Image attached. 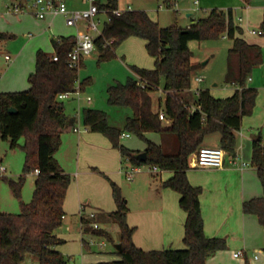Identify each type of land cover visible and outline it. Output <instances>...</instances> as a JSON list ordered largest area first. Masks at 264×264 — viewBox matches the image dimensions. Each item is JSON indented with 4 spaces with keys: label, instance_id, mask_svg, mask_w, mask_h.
<instances>
[{
    "label": "trees",
    "instance_id": "obj_1",
    "mask_svg": "<svg viewBox=\"0 0 264 264\" xmlns=\"http://www.w3.org/2000/svg\"><path fill=\"white\" fill-rule=\"evenodd\" d=\"M162 1L172 7L171 0ZM97 4L106 8L110 15L102 25V35L95 39L100 60L116 56V48L130 36L144 39L147 52L155 59L153 68L131 66L135 76L129 77L126 83L117 82L108 88L109 104L132 109L133 114L125 119L124 130L145 143L147 160L140 161L136 156L141 151L130 149L121 142L123 130L109 122L105 111L85 107L83 122L90 131L109 139L120 151L123 163L156 165L162 171H171L172 176L161 181V187L180 195L179 204L186 212V220L184 248L146 250L136 245L133 235L137 226L128 223L130 208L127 200L120 187L100 171L112 185L116 209L108 216L120 228L121 248L118 250L114 245L112 253L118 256L117 259L96 264H206L209 256L226 249L227 242L223 237L205 233L200 200L203 189L190 182L188 171L192 168V158L204 145L221 147L231 157L236 155L243 118L251 115L256 105L258 90L248 85L247 80L252 69L263 62L262 47L245 38L243 28L235 24L232 9L213 8L206 17L186 27H162L145 10L114 14L113 10L119 7L118 0H98ZM260 30L264 36V15ZM223 34L233 40L226 81L236 82L240 87L231 96L221 98L213 96L208 88L200 89L198 99L191 103L187 91L191 89L196 65L192 63L188 43ZM5 37L6 34L0 32V40ZM104 39L114 41L104 46ZM52 43L53 53L37 50L35 70L28 77V89L0 93V148L1 141L8 140L10 149L22 147L26 153L24 174L18 180H8L12 192L20 197L25 175L38 171L33 198L28 203H21L22 211L13 214L0 209V264H68V258L57 248L65 240L56 231L66 215L64 204L72 176L65 172L55 152L61 145L63 132L74 119L67 114L60 95L75 92L78 83L80 89H84L90 79L79 82V69L69 65L75 36L53 38ZM55 55L57 60H54ZM160 86L164 100L160 99L159 107L154 108L152 93ZM12 107L16 113L10 112ZM160 111L168 124L160 119ZM153 133L175 135L178 153H167L162 143L149 137ZM22 137L25 142L20 145ZM176 143L174 140V147ZM252 165L257 170L263 193L244 200L243 211L255 217L264 232V144L260 133L252 140ZM89 218L81 217L82 235L111 240L109 232L94 228ZM83 241L87 245L85 239Z\"/></svg>",
    "mask_w": 264,
    "mask_h": 264
},
{
    "label": "rangeland",
    "instance_id": "obj_2",
    "mask_svg": "<svg viewBox=\"0 0 264 264\" xmlns=\"http://www.w3.org/2000/svg\"><path fill=\"white\" fill-rule=\"evenodd\" d=\"M100 1L106 2V0ZM171 2L173 6L168 7L162 0H118V6L126 8L130 5L132 10H145L162 27L172 25L185 27L199 18L206 17L213 8L232 9L235 24L243 28L245 38L260 44L263 50V62L252 69L247 84L258 89L264 85V36L248 33L250 29H260L264 15V0H248L247 2L245 0H199L198 5L194 4L193 0H171ZM31 3V0H0V31L7 34L6 38L0 40V93L28 89L30 87L28 75L35 70L36 51L43 49L53 53L54 47L51 42L53 37L76 36L78 33L77 26H68L63 16L54 18L52 25H48L47 22L52 18L50 15L46 20H38L35 10L29 7ZM67 3L79 8L87 4L86 0H67ZM160 5L163 7L160 8ZM15 6L24 10L14 12L13 7ZM188 13H192V16H187ZM240 18L243 20L241 21ZM83 25L84 23L80 24L81 28ZM70 27L74 30L73 34L67 32ZM232 44L233 40L227 34L218 38L189 41L192 63L196 65L191 81L193 90V95L189 99L191 103L198 99L197 91L200 89L208 88L217 97H227L240 87L236 82L226 81L229 50ZM6 53L15 57L14 61H7ZM20 53L21 57H19ZM133 65L145 68H153L155 65V59L149 55L145 42L140 37L130 36L125 39L116 48V56L107 60H100L99 52L95 49L92 53L83 56L78 73L79 82L87 78L90 81L84 89L80 90V96L72 94L63 99L66 112L76 116L75 125L84 131L82 135L90 132L96 136L91 142L80 145L79 133L66 130L62 134L61 145L55 152L56 158L66 172L73 176L64 205L67 212L66 217L62 226L57 230V235L65 240V243L58 247L68 258V264H90L118 258L112 252L114 245L120 241V228L108 216V213L112 211L111 208L113 211L116 209L110 180L120 187L132 214L137 219L145 220L144 211L153 213L155 185L167 173V171L152 172V165L141 164L142 171L134 174L133 181L128 180L126 172L130 171L134 165L122 164L120 152L111 146L109 139L99 132L90 131L83 122V108L92 107L105 111L109 122L126 133L124 122L128 116L133 114V111L128 106L109 104L108 88L117 82L126 83L129 77L135 76L131 68ZM197 77L202 80L198 81ZM152 96L154 108H158L159 100H164L162 86L153 92ZM88 97L92 99L90 103L87 101ZM165 121L167 120L164 119ZM245 132L240 129L239 141H241V134ZM174 136L154 133L149 135L153 140H160L169 154L178 153V139ZM174 140L177 142L175 147ZM24 142L25 137H22L19 143L23 145ZM121 142L129 148H136L142 144L133 134L130 137L121 138ZM0 150L1 166L6 168L0 175V209L4 212L18 214L22 211L21 203H28L33 198L37 175L35 172L25 175L21 195L17 197L12 192L8 180H18L24 174L26 153L22 147L10 149L8 140L1 141ZM241 161L245 162L243 159ZM191 174L195 175L196 181H202L205 169H193ZM199 186L203 189L202 185ZM98 208L107 212L99 211ZM92 209L96 212L95 218H89ZM81 215L88 217L92 222H97L100 228L107 230L111 240L90 234L82 235ZM83 239L87 245L84 244ZM103 241L105 245L101 247ZM146 245L149 248L145 249L153 248V242H148ZM249 255L250 263L264 264V248L257 249ZM241 260L244 261L243 258Z\"/></svg>",
    "mask_w": 264,
    "mask_h": 264
},
{
    "label": "crops",
    "instance_id": "obj_3",
    "mask_svg": "<svg viewBox=\"0 0 264 264\" xmlns=\"http://www.w3.org/2000/svg\"><path fill=\"white\" fill-rule=\"evenodd\" d=\"M86 5L87 4H84L81 8L86 7ZM69 6L72 9L79 8L74 4H70ZM149 16L151 17L150 14ZM187 16H192V13H188ZM51 17V20L47 21L48 25H52L54 18L57 16ZM151 18L158 22L153 17ZM37 19L40 21L46 20L39 18ZM83 26L82 28L81 26H78L77 30L79 31L85 29V24ZM67 32L68 34H73L74 30L72 27H70L68 28ZM29 36H32V34H29ZM64 36L66 35H59L58 37L53 38ZM144 42L146 47V41L144 40ZM7 55L10 56V59L6 58ZM19 57H21V53L19 54ZM5 58L9 62L14 61L15 59V57L11 56L9 53L5 54ZM257 90L258 96L253 113L243 118L241 129L245 130L247 134L245 132V134H241L240 136L241 141H239V146L236 150V154L239 156L237 163H233L232 157L229 155H226L224 165L221 168L195 167L194 157L191 160L192 168L188 171L190 182L196 186H203L200 200L205 222V233L208 236L223 237L227 242L226 249L217 251L215 254L209 256L206 260V264H252L250 263L251 257L249 254L254 253L257 249L261 250L264 248L263 227L255 217L247 215L243 211L244 200L260 196L263 193L257 170L252 165V140L258 133L262 135L264 144V85L259 87V89L257 88ZM187 92L189 93L187 94L189 100L193 95V90L190 89ZM210 92L213 96H215L211 90ZM91 101L88 102L90 103ZM68 115L70 118L74 119V123L66 128L65 131H74L77 118L75 115ZM168 123V121H165V124ZM76 127L80 129L79 132H76L79 133L78 140L80 145L82 143L91 142L96 138L95 134L90 132L82 135L84 131H82L79 126ZM256 131H258V133ZM153 141L156 143H161V141L158 139H154ZM140 142L142 144H139V147L130 149L144 151L146 145L144 142ZM121 157L122 155L120 153V162L122 164H127L128 162L123 163V157ZM242 159L245 160L246 163H249V165L242 168V162H244L241 161ZM193 169H205V176L202 181H196L195 175L191 174ZM160 172L163 171L161 170ZM70 175L72 176V174ZM171 176L172 172L167 171L159 183H156L153 190V213L151 211H144L143 214L146 218L145 220L137 219V217L134 216L131 211H129L127 217L128 223L132 226H137V230L133 235V240L136 245L144 249L149 248L146 245L148 242H153L152 249H176L185 247L183 236L185 233L184 223L186 220V212L180 207V195L172 189L161 187V181H164ZM133 180L134 176L131 181ZM98 209L99 211L107 212L101 208ZM111 210L113 211V208H111ZM82 216L83 215L80 216V219ZM57 248L59 249V247ZM240 250L244 252V256L235 257V252ZM242 258L244 261L241 260ZM255 258H257V256H255Z\"/></svg>",
    "mask_w": 264,
    "mask_h": 264
},
{
    "label": "built area",
    "instance_id": "obj_4",
    "mask_svg": "<svg viewBox=\"0 0 264 264\" xmlns=\"http://www.w3.org/2000/svg\"><path fill=\"white\" fill-rule=\"evenodd\" d=\"M98 0H86L87 6L84 8H70L67 0H31V5L29 6L31 9L35 10V15L39 19H46L47 16H63L65 18L66 24L68 26H80L81 23L85 24V29L79 30L76 37V43L73 50L69 53V65L73 68L80 69L81 60L84 55H88L92 53L96 49L95 39L98 36L102 35L101 26L110 19L109 11L106 8H100L97 4ZM194 4L198 5L199 0H193ZM173 6V5H172ZM163 6L160 5V8ZM11 9V8H10ZM14 12L23 11V8L13 7ZM131 6L129 5L126 8H117L113 10V13L116 15H121L126 11H131ZM104 16V17H102ZM242 21L243 19L240 18ZM249 34H262V31L250 29L248 31ZM104 46L111 45L113 43V39H104ZM7 59H10V56H6ZM57 56H54V60H57ZM198 81L202 79L197 77ZM80 87L78 83L77 90L73 93H63L60 95V99L67 98L72 94H77L80 96ZM198 92V91H197ZM80 99V98H79ZM88 101H91V98H87ZM160 119L164 120L165 116L163 111H160ZM75 132H79L80 129L78 127H74ZM131 133L126 132L121 135V138L130 137ZM226 157V152L224 149L218 146L204 145L202 146L198 152L194 155V166L199 168H221L224 165V160ZM239 160V156L236 154L232 157V162L237 163ZM249 165V163L242 162V168ZM6 170L5 167L0 166V175L2 172ZM142 171V166L134 165L131 167L130 171L126 172V177L128 180H132L135 173ZM152 172H160L161 169L153 165L151 168ZM38 173V171H35ZM90 218L96 217V212L91 210L89 214ZM94 228H100L97 222H92ZM105 245L103 241L101 243V247ZM235 257H243L244 252L242 250L235 252ZM96 264V263H90Z\"/></svg>",
    "mask_w": 264,
    "mask_h": 264
},
{
    "label": "water",
    "instance_id": "obj_5",
    "mask_svg": "<svg viewBox=\"0 0 264 264\" xmlns=\"http://www.w3.org/2000/svg\"><path fill=\"white\" fill-rule=\"evenodd\" d=\"M10 112H11V113H16L17 110H16L15 108L12 107V108H10ZM136 157H137L140 161H146V160H147V153H146L145 151H141L140 153L137 154ZM115 247H116L118 250H120V248H121L120 243L115 244Z\"/></svg>",
    "mask_w": 264,
    "mask_h": 264
}]
</instances>
